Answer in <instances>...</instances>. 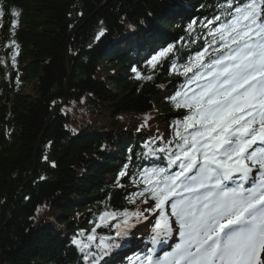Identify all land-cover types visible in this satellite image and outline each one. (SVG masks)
Here are the masks:
<instances>
[{
  "label": "trees",
  "instance_id": "trees-1",
  "mask_svg": "<svg viewBox=\"0 0 264 264\" xmlns=\"http://www.w3.org/2000/svg\"><path fill=\"white\" fill-rule=\"evenodd\" d=\"M0 4L6 13L0 19V264H87L80 261L72 239L87 242L93 228L96 235L102 212L119 218L124 209L141 211L143 197L124 201L125 186L144 158L155 157L150 169L159 163L160 147L151 139L127 149L130 134L117 132L144 125L145 117L180 120L181 112L172 113L162 100L164 88L181 76L172 65L180 71L192 50L211 46L216 26L204 25L223 16L218 6L227 0ZM13 9L18 17L11 15ZM12 19L18 20L15 29ZM193 19L198 23L190 34L187 25ZM140 22L160 40L174 43V52L156 68L137 67L152 79L130 73L127 54H104L127 26L137 25L142 33ZM25 85H30L28 92H22ZM122 170L127 174L119 177ZM116 179L120 182L113 187ZM144 186L129 187L139 192Z\"/></svg>",
  "mask_w": 264,
  "mask_h": 264
},
{
  "label": "snow or ice",
  "instance_id": "snow-or-ice-1",
  "mask_svg": "<svg viewBox=\"0 0 264 264\" xmlns=\"http://www.w3.org/2000/svg\"><path fill=\"white\" fill-rule=\"evenodd\" d=\"M218 7L224 9L223 17L217 14L204 26L223 18L210 33L219 35L223 51L215 49V58L209 57L208 62L205 47L189 58L182 72L175 63L171 69L185 77L193 73L184 86L187 90L170 97L176 108L187 112L182 120L174 121L179 151L169 156V167L178 163L179 170L159 167L141 172L145 187L132 193L129 202L143 197L141 202L148 207L123 210L126 227L132 226V217L147 220L145 212L154 215L153 245L166 243L178 232L179 242L170 252L153 259L150 248L143 264H264V0H227ZM5 14L0 4V19ZM11 15L20 13L13 9ZM197 23L193 19L187 25L190 34ZM17 24V19L11 20L13 29ZM173 52L169 44L148 63L156 68ZM132 70L138 79H152ZM193 83L195 88L188 87ZM126 174L122 170L119 177ZM253 175L258 179L245 187L244 181ZM234 178L239 183L226 187L225 182ZM116 215L100 213L97 227ZM93 234L87 235V242L76 237L71 241L87 264H98L101 259L90 247L96 239ZM127 235L125 230L116 232V237ZM117 246L111 238L101 237L97 248L106 255Z\"/></svg>",
  "mask_w": 264,
  "mask_h": 264
},
{
  "label": "rangeland",
  "instance_id": "rangeland-1",
  "mask_svg": "<svg viewBox=\"0 0 264 264\" xmlns=\"http://www.w3.org/2000/svg\"><path fill=\"white\" fill-rule=\"evenodd\" d=\"M103 75L105 76V74H103ZM191 86H192V88L196 87L195 83L191 84ZM29 89H30V85H25L22 88V92H28ZM159 119L156 120V122L153 124L152 131H153V134L158 135L159 138L165 139L166 137H168L169 135H172V134H171V131L169 129H167V130L165 129L168 125L161 118H159ZM146 226H147V224L144 225L143 229H146Z\"/></svg>",
  "mask_w": 264,
  "mask_h": 264
}]
</instances>
